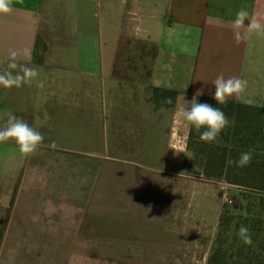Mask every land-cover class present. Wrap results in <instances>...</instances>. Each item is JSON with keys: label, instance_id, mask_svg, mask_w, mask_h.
<instances>
[{"label": "crops", "instance_id": "1", "mask_svg": "<svg viewBox=\"0 0 264 264\" xmlns=\"http://www.w3.org/2000/svg\"><path fill=\"white\" fill-rule=\"evenodd\" d=\"M95 1L118 5L116 37L141 36L155 46L145 74L146 63L124 60L123 45L93 44L91 25L82 21ZM11 7L0 13V73L15 50L16 62L39 74L19 88L0 86V128L11 112L44 141L31 155L12 139L0 142V264H27L28 253L17 249L32 237L44 241L48 216L37 205L43 192L36 184L44 171L55 179L90 167L78 170L88 181L108 180L107 167L131 168L137 182L182 178L173 165L204 158L188 148L190 126L176 115L183 100L201 89L198 98L214 100L212 81L222 74L248 82L228 103L264 108V31L237 43L232 29L241 9L264 23V0H11ZM152 88L175 92L173 103L156 104ZM146 185L137 183V196L155 192Z\"/></svg>", "mask_w": 264, "mask_h": 264}, {"label": "rangeland", "instance_id": "2", "mask_svg": "<svg viewBox=\"0 0 264 264\" xmlns=\"http://www.w3.org/2000/svg\"><path fill=\"white\" fill-rule=\"evenodd\" d=\"M88 7L82 24L91 25L93 44L95 39L99 45H123L124 60L130 66L139 60L142 68L146 63L145 74L155 51L150 41L116 37L123 24L116 2L95 1ZM188 142L193 151L223 144L217 138L201 141L200 135ZM203 159L189 155L186 165L172 166L182 178L157 175L149 182L155 192L142 196L136 195L135 186L149 183L134 181L131 168L107 167L108 180L89 181L78 171L85 166H77L76 173L60 172L55 179L44 171V178L36 181L43 192L37 205L48 216L44 241L36 244L29 238L17 251L28 253L27 264H207L223 223L233 228L231 241L241 225L252 239H264V194L249 195L221 179L203 181Z\"/></svg>", "mask_w": 264, "mask_h": 264}, {"label": "trees", "instance_id": "3", "mask_svg": "<svg viewBox=\"0 0 264 264\" xmlns=\"http://www.w3.org/2000/svg\"><path fill=\"white\" fill-rule=\"evenodd\" d=\"M175 96L173 91L152 88L150 98L156 104L162 99L173 103ZM197 102L220 108L230 121L229 126L216 137L222 145L207 146L208 152L207 147L194 150L196 155L205 154L201 165L205 179L224 180L229 186L249 195L264 194V108L228 102L219 105L215 100L203 98H197ZM198 135L200 132L191 127L189 140L198 138ZM249 151L253 155L252 161L244 167L238 166L236 162L240 154ZM247 223L245 221L244 224ZM232 229L228 222L221 224L207 264H264V239L257 236L251 245H245L238 236L239 229L235 228L237 239L231 241Z\"/></svg>", "mask_w": 264, "mask_h": 264}, {"label": "clouds", "instance_id": "4", "mask_svg": "<svg viewBox=\"0 0 264 264\" xmlns=\"http://www.w3.org/2000/svg\"><path fill=\"white\" fill-rule=\"evenodd\" d=\"M11 10V0H0V13L7 14ZM245 20L249 21L247 24L248 32L242 34L240 29L245 25ZM232 29L234 39L239 43L247 34H250L254 30L264 31V23L256 16L249 17V13L241 9L237 12L236 19L232 22ZM17 55L18 53L15 50H10L9 70L0 73V86L6 89L12 87L19 88L24 84L32 82L39 74L35 67L19 65L16 62ZM212 84L215 86L212 98L216 101V104L226 105L230 98H240L242 96L247 88L248 82L238 77L225 79L221 74L212 81ZM40 86H43L42 82ZM209 91L211 92V90ZM203 94V89H201L197 91L190 102L183 100V106L178 109L176 115L181 122H186L188 126L195 128L198 132L202 128L205 129L200 132L201 141L212 142L222 130L229 126L230 121L220 108L213 107L208 103L197 102V98ZM7 116V124L3 128H0V142H6L12 139L19 146L22 154L31 155L36 152L44 141L43 134L30 127L23 119L17 117L15 114L9 112ZM49 146L55 147L54 144ZM252 159L253 155L250 151L242 152L236 163L238 166L244 167ZM238 236L245 245L252 244L251 234L247 226H240Z\"/></svg>", "mask_w": 264, "mask_h": 264}]
</instances>
